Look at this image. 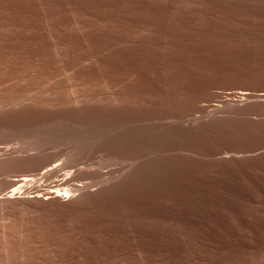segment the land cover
I'll list each match as a JSON object with an SVG mask.
<instances>
[{"label":"rangeland","instance_id":"rangeland-1","mask_svg":"<svg viewBox=\"0 0 264 264\" xmlns=\"http://www.w3.org/2000/svg\"><path fill=\"white\" fill-rule=\"evenodd\" d=\"M122 8H129L134 20L146 22L148 29L142 33L151 37L152 45H143L144 52L140 45L136 49L124 44H132L133 35L119 29ZM49 44L63 57L62 70L45 69L33 72L34 78L14 79L23 70L0 68V89L31 90L65 82L74 93L69 94L80 99L56 105L19 103L0 95V190L5 179L35 174L55 161L58 172L38 180L39 189L52 186L63 174L71 181L68 188L80 185L96 192L138 161L139 150L146 155L149 149L146 157L155 158L156 153L161 159L140 168L136 177L141 182L127 194L131 199L133 192L144 191L147 180L158 195L123 199L126 187L119 183L125 190L114 185L103 204L88 200L72 215L0 204L10 207L0 211V264H153L155 251L171 245L195 252L194 264H264V251L247 248H264V171L243 170L235 158L263 152L264 130L249 134L226 124L264 120V0H0V67L22 56L32 63L47 53ZM196 82L200 85L194 86ZM178 84L188 87V100H159L158 89L175 93ZM148 88L151 99L131 97ZM97 92L112 96V102L107 104ZM244 93L252 96L247 102L239 99ZM260 94L261 99L255 98ZM41 108L49 113H33ZM210 117L218 120L211 123ZM155 120L173 121L170 125L176 130L156 136L144 127ZM196 120L206 125L187 130ZM117 125L126 138L131 131L134 135L109 137ZM128 125L138 127L139 133L131 128L125 134ZM211 125L218 127L206 128ZM117 140H123L121 145ZM32 154L36 166L6 161Z\"/></svg>","mask_w":264,"mask_h":264},{"label":"bare ground","instance_id":"bare-ground-1","mask_svg":"<svg viewBox=\"0 0 264 264\" xmlns=\"http://www.w3.org/2000/svg\"><path fill=\"white\" fill-rule=\"evenodd\" d=\"M203 3V2H202ZM249 3V2H248ZM137 7H140V6H137ZM131 9H134V8H132V7H130ZM141 8V7H140ZM140 8H138V9H140ZM128 9L129 8H122L121 10H120V15H121V18L122 19H124V21H118L119 23H120V25H119V29L123 32V33H125V34H132L133 35V39H132V44H129V43H124L125 45H127V47H133V46H136V49H138L137 47L140 45V47H139V50H143V49H140L141 48V46L144 48V47H147V46H143V45H148V46H150V45H152V43L149 45V42L150 41H148V40H150V36H145L142 32H144V31H147V25H145V23L146 22H144L143 20V22H141L140 20V22L138 21V19H136V20H134L133 19V14H132V16L129 14V11H128ZM137 9V8H136ZM136 9H134V10H136ZM143 9H145V8H143ZM130 10V9H129ZM147 10V9H146ZM150 10V9H149ZM131 11V10H130ZM133 11V10H132ZM137 11H139V10H136V12ZM140 11H141V9H140ZM139 11V12H140ZM153 11V10H152ZM255 11V10H254ZM138 12V13H139ZM143 12H144V10H143ZM148 12V11H147ZM155 12V11H154ZM157 12V11H156ZM146 13V12H145ZM136 14V13H135ZM147 15H149V17H151L150 15L152 14H148V13H146ZM145 15V14H144ZM143 14H142V16H144ZM140 16V15H139ZM146 16V15H145ZM144 16V17H145ZM167 14H164V18H167ZM55 17V16H54ZM143 17V18H144ZM120 18V19H121ZM134 18H135V16H134ZM142 18V19H143ZM145 18H147V17H145ZM125 19H126V21H125ZM150 19V18H149ZM145 20V19H144ZM147 21H149V20H147ZM150 22V21H149ZM147 28V29H146ZM135 33L136 34H140L141 35V33H142V35H144L145 36V38L144 37H142V35L141 36H137V37H134L135 36ZM121 38V37H120ZM130 38V37H129ZM148 38V39H147ZM152 39H153V37H152ZM111 41V40H110ZM152 41V40H151ZM153 42H154V40H153ZM160 43V42H159ZM122 45V46H124V48H125V45ZM155 44H157L156 42H155ZM162 44H163V42H162ZM162 44L160 45H158V46H162ZM138 45V46H137ZM153 45H154V43H153ZM164 45H165V42H164ZM151 47V46H150ZM150 47H148V48H150ZM165 47V46H164ZM55 46H54V44H49L48 45V47H47V53L46 54H44V56H41V58L39 57V58H37L36 60H34L32 63L29 61V59L28 58H26V56L25 57H16V58H12L13 60H11V61H7L6 63H4V65H2V66H4V67H0V68H19V69H21V70H23V72H21L18 76H16L14 79H22V78H26V79H30V78H34V75L32 74L33 72H35V71H40V70H45V69H54V70H62V66H61V63L62 62H64L63 60V57H61L60 55H58L57 53H55L56 52V50H55ZM124 48H123V50H124ZM135 48V47H134ZM147 48V49H148ZM152 48H154V46H152ZM151 48V49H152ZM161 48V47H160ZM57 49V48H56ZM128 49V48H127ZM151 49H148V50H151ZM55 50V51H54ZM131 50H132V48H131ZM139 50H138V52H139ZM146 49L144 48V50H143V52L145 51ZM169 50V49H168ZM125 51H127L126 49H125ZM134 51H136L135 49H134ZM128 52H133V51H130V48H129V50H128ZM148 52V51H147ZM150 52H152V50L150 51ZM144 55V54H143ZM16 56H18V55H16ZM15 57V56H14ZM123 57V56H122ZM112 58H113V56L111 57V61H112ZM115 59V58H114ZM113 59V60H114ZM127 59V58H126ZM130 59V58H129ZM7 60V59H6ZM183 61V60H182ZM71 62V61H70ZM8 63V64H7ZM84 63V62H83ZM109 63V62H108ZM111 64V63H110ZM121 64V63H120ZM64 65V64H63ZM83 65V64H82ZM110 66V65H109ZM109 66H108V70H110V68H109ZM177 66V65H176ZM81 67V66H80ZM106 67H107V65H106ZM111 67V66H110ZM125 67V66H124ZM132 67V66H131ZM130 67V68H131ZM174 67V66H173ZM79 68V67H78ZM120 69V68H119ZM141 69V68H140ZM177 69V68H176ZM53 70V71H54ZM107 69H105V71H106ZM112 70V69H111ZM117 70V69H116ZM131 70V69H130ZM150 70V69H149ZM154 71V70H153ZM12 72V71H11ZM16 72V71H15ZM42 72V71H41ZM40 72V73H41ZM109 72V71H108ZM122 72V71H121ZM43 73V72H42ZM60 73V72H59ZM58 73V74H59ZM107 73V72H106ZM168 73V72H167ZM39 74V73H38ZM50 74V73H49ZM109 74H111V73H109ZM112 74H113V70H112ZM111 74V75H112ZM125 74H127V73H125ZM128 74H129V72H128ZM137 74V73H136ZM106 75H108V74H106ZM157 75V74H156ZM9 76V75H8ZM39 76H41V74L39 75ZM46 76V75H45ZM52 76H53V74H52ZM61 76V75H60ZM183 76V75H182ZM194 76H195V74H194ZM193 75H192V77H194ZM197 76V75H196ZM199 76V75H198ZM65 77V76H64ZM124 77V76H123ZM161 77V76H160ZM192 77H191V80H192ZM199 77H201V76H199ZM44 78V77H43ZM53 78V77H52ZM114 78V77H113ZM129 78V77H128ZM128 78L126 79V76H125V79L126 80H128ZM143 78V77H142ZM146 78V77H145ZM185 78V77H184ZM187 78V77H186ZM202 78V77H201ZM122 79V78H121ZM124 79V78H123ZM161 79V78H160ZM190 79V78H189ZM188 79V80H189ZM197 79V81H198V79H200V78H196ZM71 80V79H70ZM126 80H125V85H126ZM190 80V81H191ZM200 80H203V79H200ZM65 81V80H64ZM130 81H132V79H130L128 82H130ZM154 81V80H153ZM184 81V80H183ZM192 81H196L195 79H193ZM191 81V82H192ZM37 82V81H36ZM42 82V81H41ZM149 82V81H148ZM199 82V81H198ZM198 82H196L195 83V85L194 86H198V85H200V84H198ZM48 83V82H47ZM73 83V82H72ZM71 83V84H72ZM188 82H186V84H187ZM202 83V82H201ZM160 84V83H159ZM176 84V83H175ZM196 84H198V85H196ZM75 85H76V83H75ZM129 85V84H128ZM190 86V84L188 83L187 84V86ZM192 85V84H191ZM43 86V85H42ZM158 86V85H157ZM185 87V84L183 85V84H178L177 86H176V92L175 93H172L171 92V90L170 91H168V90H165V89H163V88H160V89H158L159 90V93H160V99L159 100H166V101H169L170 102V100H188L189 99V97L185 94V92H187V90H185L186 88L188 89V87ZM193 86V85H192ZM193 86V87H194ZM76 87V86H75ZM146 87H147V85H146ZM68 88H69V85H68V83L67 84H65V82L64 83H60V84H58V83H52V84H48L47 86H45V87H36L35 86V88H31V90H29L30 88H27V89H23V88H20V87H14V86H6V87H3L2 89H0V95H2V96H4V98H6V99H8V100H10V101H15V102H23V101H33L34 103L35 102H46V101H52L53 103H55L56 105H59V104H68L67 103V100L68 101H70V100H77V99H80L79 97V95H77L78 97H74L73 95H74V93H72V92H70L69 90H68ZM78 88V87H77ZM159 88V87H158ZM192 88V87H191ZM116 89V88H115ZM190 89V88H189ZM192 89H194V88H192ZM192 89H190V90H192ZM75 90V89H74ZM145 90V89H144ZM148 91L147 92H145V91H143V93H144V95H143V93H138L139 95H136V94H133V96H131L132 98L134 97L135 99H143V98H147V99H151V98H149L148 97V95H147V93L149 92V90H151V89H147ZM152 90H154V89H152ZM172 91H173V89H172ZM111 92H112V90H111ZM124 92V91H123ZM127 92V91H126ZM190 92V91H189ZM188 92V93H189ZM69 93H71V94H73V95H70ZM135 93V92H134ZM191 93V92H190ZM120 94V93H119ZM147 96H146V95ZM152 94V93H151ZM157 94V93H156ZM97 97L98 96H101L103 99H105V102L107 103V104H109L110 102H112V96H110V95H108V94H105V93H103V92H101V93H99V92H97ZM131 95V94H130ZM155 95V94H154ZM153 95V96H154ZM159 95V94H158ZM190 95V94H189ZM263 94H260L259 96H255V98H257V99H261V96H262ZM191 96V95H190ZM92 97H94V96H92ZM150 97H151V95H150ZM236 97V96H235ZM250 97H252L251 95H248V94H240L239 95V99H243V98H245L244 100L246 101V100H248V99H250ZM82 98H84V97H82ZM156 98H157V96H156ZM86 99H88V98H86ZM89 99H91V98H89ZM120 99V98H119ZM263 99H264V97H263ZM262 99V100H263ZM235 100V99H234ZM261 100V101H262ZM10 101H8V102H10ZM239 101V100H238ZM73 102V101H72ZM143 102V101H142ZM184 102V101H183ZM191 103V105L194 107V105L195 104H193L192 103V101H190ZM240 102V101H239ZM247 102V101H246ZM49 103H51V102H49ZM168 103V102H167ZM176 103V102H175ZM186 103V102H185ZM244 104V102H240L239 104ZM72 104V103H71ZM74 104V103H73ZM154 104V103H153ZM238 104V103H237ZM12 105V104H11ZM53 105V104H52ZM173 105V104H172ZM9 106V105H8ZM158 106V105H157ZM29 107H31V106H29ZM66 107V106H65ZM83 107V106H82ZM175 107V106H174ZM224 107V106H223ZM223 107H221V108H223ZM231 107V106H230ZM252 107V106H251ZM232 108V107H231ZM231 108H228V109H231ZM242 108V107H241ZM27 109V108H26ZM79 109V108H78ZM225 109H227V108H225ZM28 110V109H27ZM77 110V109H76ZM212 110V109H211ZM215 110V109H214ZM219 110V109H218ZM240 110V109H239ZM239 110H237V111H239ZM246 110V109H245ZM247 110H248V108H247ZM250 110V109H249ZM1 111V110H0ZM14 111V110H13ZM109 111V110H108ZM244 111V110H243ZM49 113V110L48 111H46V110H42V108L41 109H36L33 113ZM220 113L222 112V111H219ZM218 112V113H219ZM241 112H242V110H241ZM254 112V111H253ZM252 112V113H253ZM216 113V112H215ZM65 114V113H64ZM54 115V114H53ZM71 115V114H70ZM209 115V114H208ZM215 115V114H214ZM67 116V115H66ZM212 116V115H211ZM41 117V116H40ZM46 117V116H45ZM162 118V117H161ZM205 118H208V117H205ZM32 119V118H31ZM125 119V118H124ZM157 119V118H156ZM226 119V118H225ZM120 120V119H119ZM118 120V121H119ZM215 120V122H216V120H218V119H216V118H214V117H210V119H209V121H211V123L213 122ZM252 120V119H251ZM238 120V121H233V122H231L230 124H228V123H226L227 124V127H241L242 129H245L246 130V132L247 133H251V132H256V131H262V130H264V120ZM1 121V120H0ZM125 121V120H124ZM124 121L122 122V120H121V122L122 123H124ZM131 121V120H130ZM132 121H134V120H132ZM131 121V122H132ZM156 121V120H155ZM168 121V120H167ZM221 121H222V119H221ZM224 121V120H223ZM57 122V121H56ZM127 122H128V120H127ZM130 122V124H132ZM154 122V121H153ZM157 123H154V124H152V122H151V124L149 125H146V126H144L148 131H150V132H152V133H154V134H156V136H159V133L161 132V135H163L162 134V132H164V133H166L167 131H171L173 128H175L173 125L174 124H172V125H170V124H167L168 122H165V123H162L161 121L160 122H158V121H156ZM226 122V121H225ZM117 123H119V122H117ZM122 123H120V124H122ZM129 123V122H128ZM189 123V122H188ZM208 123V122H207ZM217 123H218V121H217ZM65 124V123H64ZM126 125H127V123H125ZM135 124V123H134ZM175 124H176V122H175ZM190 124V125H189ZM188 125V129L187 130H189V128H194V127H196V126H198L199 125V127L200 126H202V125H206L205 124V121L203 122V120L201 121H194V122H190ZM210 124V123H209ZM215 124V123H214ZM1 125V124H0ZM119 125V124H118ZM117 125V127H115L114 128V130L110 133V135H109V137H111V136H115V134H116V136L119 134L121 137H122V135L123 134H120L121 133V131H120V129H121V127H119ZM136 125V124H135ZM176 125H178V123L176 124ZM179 125H181V124H179ZM186 125V124H185ZM208 125V124H207ZM67 126V125H66ZM69 126V125H68ZM123 126H124V124H123ZM122 126V127H123ZM137 126H138V123H137ZM142 126V127H143ZM187 126V125H186ZM212 126V125H211ZM215 126V125H214ZM212 126V127H206V128H217L218 126ZM226 126V125H225ZM51 127H52V125H51ZM127 128H126V131H125V134H126V132H127V129H128V131H131L132 129L131 128H135L136 130H134V131H136L137 133H139L138 131H137V129H138V127L136 128V126L134 127L133 125H128V126H126ZM144 127H143V129H144ZM155 127V128H154ZM177 127V126H176ZM179 127V126H178ZM181 127V126H180ZM179 127V128H180ZM223 127V126H222ZM46 127H44V129H45ZM109 128V127H108ZM124 128V127H123ZM139 128H140V130H141V126H139ZM201 128V127H200ZM220 128V127H219ZM53 129V128H52ZM73 129V128H72ZM77 129V128H76ZM112 129V128H111ZM183 129V128H182ZM198 129V128H197ZM210 129V130H211ZM221 129V128H220ZM4 130V129H3ZM9 130H11V129H9ZM32 130V129H31ZM110 130V129H109ZM153 130V131H152ZM175 130H176V128H175ZM184 130V129H183ZM210 130H208V131H210ZM119 131H120V133H119ZM122 131H123V129H122ZM145 131V130H144ZM144 131H141V132H144ZM173 131V130H172ZM36 132V131H35ZM43 132V131H42ZM140 132V133H141ZM149 132V133H150ZM156 132V133H155ZM177 132V131H176ZM206 132V131H205ZM211 132V131H210ZM123 133V132H122ZM128 133V132H127ZM148 133V132H147ZM158 133V134H157ZM204 133V132H203ZM55 134V133H54ZM130 134H133L132 133V131H131V133L129 132V134H127V138H128V135H130ZM145 134V133H144ZM39 135V134H38ZM134 135V134H133ZM149 135V134H148ZM148 135H146V136H148ZM120 136H117V139L119 140V139H121V138H119ZM125 138H126V135H123ZM248 136V135H247ZM113 137L111 138V139H113ZM124 137H122V138H124ZM130 137V136H129ZM132 137V136H131ZM138 137V136H137ZM149 137V136H148ZM115 138V137H114ZM126 138V139H127ZM145 138V137H144ZM151 138H152V136H151ZM141 139V138H140ZM148 139V138H147ZM118 140H117V142H118ZM132 140V139H131ZM143 140H145V139H143ZM151 140V139H150ZM113 141H116L115 139L113 140ZM121 141H123V140H121ZM121 141H120V143H121ZM148 141V140H147ZM147 141L145 140V142L147 143ZM124 142H125V140H124ZM123 142V143H124ZM1 143V142H0ZM119 143V142H118ZM118 143H116V144H118ZM119 143V144H120ZM142 143V142H141ZM144 143V142H143ZM145 143V144H146ZM151 143V142H150ZM139 144V143H138ZM121 145V144H120ZM119 145V146H120ZM124 145V144H123ZM127 145V144H126ZM9 146V145H8ZM141 146V145H140ZM2 147V146H1ZM11 147H13V146H11ZM18 147V146H17ZM126 147V146H125ZM133 147V146H132ZM146 147V146H145ZM145 147H143V148H145ZM148 147V146H147ZM136 149V148H135ZM141 149V148H140ZM147 149V148H146ZM152 149V148H151ZM155 149H156V147H155ZM159 149V148H158ZM162 149V148H161ZM5 150V149H4ZM41 150V149H40ZM19 151V150H18ZM21 151V150H20ZM125 151V150H124ZM139 151H143V150H139ZM138 151V153L140 154V155H138L137 154V156L139 157L140 156V158H139V160L138 161H136L135 163H132L131 164V162H130V165H129V167H128V170L126 171V172H122L120 175H119V178L117 179V180H115V179H113V178H111L112 179V181H110V180H106L105 182L107 183H105V185L103 186V187H99L100 189L98 190V191H96V192H87L88 190H87V188L86 189H84L83 190V187L82 186H80V185H75L76 187H75V189L73 190V189H70V188H68L67 187V185H70V184H68V183H70L71 181L70 180H68V177H65L63 174L59 177V179L58 180H55L54 181V184L52 185V186H49V187H47L46 189H44V190H41V189H39L40 188V186H38V185H36V182L38 181V180H41L42 178H43V180H44V178L46 177V176H48V175H51V174H55L56 172L55 171H57L58 170V168H60V166L58 167V165H57V163L55 162V161H53V162H50V163H48V164H45L44 166H41L40 168H38V172L37 173H35V174H25V175H22V176H20V177H18V178H12V179H9V177H8V179L9 180H7V179H5V183H4V188L2 189V190H0V204H1V206H3L2 204H5V206L6 205H10V206H14V207H22V206H24L25 208H23V209H26V208H30V209H34V210H40V211H46V210H51V211H58V212H66V213H72V214H74V213H76V212H78V209H81V207L83 206V205H85L86 203H87V201L88 200H90V201H94V203H96V204H103L104 202H105V198L104 197H106L105 196V194H109L110 192L112 193L113 191H112V189H117V188H120L121 186H119L121 183H122V187H126V192L125 191H123V195H126V198H123V199H129V197L130 196H128V194L130 193L129 192V190H131V186L132 185H136L137 184V181H138V183L139 182H141L140 180H137V172L140 170V168H144V165H146V164H148L149 162H153V160H157V158H159V159H161L160 158V156L158 157V155H157V157H156V153H155V158L153 157V156H151L152 154H150V156L148 155V157H146V155L148 154V151H149V149H148V151L147 150H145V152H147V154L146 155H143L144 153H140ZM154 151V150H153ZM14 152V151H13ZM12 152V153H13ZM15 152H16V150H15ZM43 152H45V151H43ZM158 152H160V150L158 151ZM162 152V151H161ZM259 152V151H258ZM8 152L6 151V153L5 154H7ZM12 153H10V155L12 154ZM21 153V152H20ZM25 153V152H24ZM38 153V152H37ZM132 152H130V154H131ZM152 153V152H151ZM9 154V153H8ZM36 154V153H35ZM38 154H40V153H38ZM37 154V156L39 157L40 155H38ZM44 154V153H43ZM54 154V153H53ZM126 154V153H125ZM128 154V156L130 155L129 153H127ZM256 154V153H255ZM14 155V154H13ZM19 155V154H18ZM28 155V154H27ZM30 155V154H29ZM33 155V154H32ZM27 156V157H24L23 156V158H19V159H16V160H14V159H12V157H14V156H9L8 157V155H7V157L9 158H5L6 159V161H8V163H10V164H12L11 162L12 161H17V163L19 162L20 164H22V165H27L28 166V164H35L36 163V161H37V157L36 156ZM42 155V154H41ZM120 155V154H119ZM122 155H123V153H122ZM135 155L136 154H134L133 156L135 157ZM182 155V154H181ZM15 156H17L16 154H15ZM20 156H21V154H20ZM19 156V157H20ZM50 156V155H49ZM123 156H126L127 157V155H123ZM137 156L135 157V158H137ZM176 156V155H175ZM190 156V155H189ZM235 156V155H234ZM237 156V155H236ZM235 156V158L237 159H239V157L240 156H238V157H236ZM252 157H250L249 155H248V157L249 158H245V159H241L240 158V160H238L237 159V161L238 162H241V165H242V167H241V169H243V170H246V171H250V170H254V171H264V150H263V152H261V153H259V154H257V155H254L253 156V154L251 155ZM1 157V156H0ZM22 157V156H21ZM125 157V158H126ZM132 157V155L131 156H129V157H127V159H129V158H131ZM133 157V158H134ZM161 157H163L162 155H161ZM174 157V156H173ZM194 157V156H193ZM220 157V156H219ZM218 157V158H219ZM222 157H223V155H222ZM231 157V156H230ZM242 157V156H241ZM244 157H247V156H244ZM4 158V157H3ZM11 158V159H10ZM17 158H18V156H17ZM132 158V160H137V159H133ZM154 158V159H153ZM217 158V159H218ZM221 158V157H220ZM2 158H0V160H1ZM48 159V158H47ZM124 159V158H123ZM152 159V160H151ZM158 159V160H159ZM164 159V158H163ZM196 159V158H195ZM215 159V158H214ZM224 159H226V157L224 158ZM52 160H53V158H52ZM157 160V161H158ZM213 160V159H212ZM220 160H223V159H220ZM230 161H231V159H229ZM4 161V160H3ZM3 161H0V167H1V164L2 163H4ZM42 161H44V160H42ZM131 161V160H130ZM236 161V162H237ZM147 162V163H146ZM187 162V161H186ZM220 162V161H219ZM234 161H232L231 163H233ZM236 162H234L235 164H237ZM8 163H5L6 165H8ZM44 163V162H43ZM46 163V162H45ZM221 163H225L224 161H222ZM16 164V163H15ZM59 164V163H58ZM67 164V163H66ZM183 164V163H182ZM226 164V163H225ZM3 165V164H2ZM17 165V164H16ZM43 165V164H42ZM80 165V164H79ZM117 165V164H116ZM115 165V166H116ZM237 165H240V164H237ZM35 166H36V164H35ZM34 166V167H35ZM68 166V165H67ZM66 166V167H67ZM126 166H128V165H126ZM3 167H4V165H3ZM2 167V169H4ZM12 167H14V166H12ZM20 167V166H19ZM33 167V166H32ZM65 167V166H64ZM65 167V168H66ZM238 167V166H237ZM11 168V167H10ZM21 168V167H20ZM23 168V167H22ZM24 168H25V166H24ZM37 168V167H36ZM68 168V167H67ZM79 168V167H78ZM81 168V167H80ZM7 169V168H6ZM19 169V168H18ZM70 169V168H69ZM89 169V168H88ZM87 169V170H88ZM116 169V168H115ZM151 169H153V168H151ZM1 170V169H0ZM32 170V169H31ZM66 170V169H65ZM76 170H77V168H76ZM143 170V169H142ZM142 170H140V171H142ZM2 171V170H1ZM21 171V170H20ZM25 171H27V170H25ZM67 171V170H66ZM81 171V170H80ZM82 171H83V169H82ZM58 172V171H57ZM72 172V171H71ZM88 172V171H87ZM22 173V172H21ZM25 173V172H24ZM31 173V172H30ZM90 173V172H89ZM104 173V172H103ZM244 173V172H243ZM96 174V173H95ZM249 174V173H248ZM253 174V173H252ZM260 174V173H259ZM66 175V174H65ZM77 175H78V173H77ZM88 175V174H87ZM116 175V174H115ZM255 175V174H254ZM137 176V177H136ZM14 177V176H13ZM16 177V176H15ZM50 177V176H49ZM250 177V176H249ZM254 177V176H253ZM1 178V177H0ZM47 178V177H46ZM51 178V177H50ZM93 178V177H92ZM106 178V177H105ZM115 178V177H114ZM138 179H139V177H138ZM141 179V178H140ZM4 180V179H3ZM7 180V181H6ZM54 180V179H53ZM115 180V181H114ZM146 180V179H145ZM152 180V179H151ZM2 181V180H1ZM0 181V182H1ZM42 181V180H41ZM74 181V180H73ZM79 181V180H78ZM102 181V180H101ZM110 181V182H109ZM210 181V180H209ZM135 182H136V184H135ZM150 181H148V183H147V180H146V183H147V185H150V183H149ZM2 183V182H1ZM85 183V182H84ZM120 183V184H119ZM142 183H145V181L144 182H142ZM146 183H145V186H144V184H141V185H143L142 187L144 188V191H135V192H133L132 193V196H131V199L133 198V196H135V199H137V198H142V197H144V196H146L147 198H153V197H151V196H157L156 195V191H154V189H152L155 185L152 183L150 186H151V189H150V187L148 186H146ZM49 184V183H48ZM83 184V183H82ZM86 184V183H85ZM98 184V183H97ZM116 184H118V185H116ZM156 184V183H155ZM39 185H40V183H39ZM89 185V184H88ZM87 185V186H88ZM91 185V184H90ZM102 185V184H101ZM115 185V188H112L113 186ZM153 185V186H152ZM95 186V185H94ZM117 186V187H116ZM119 186V187H118ZM122 187H121V189L120 190H123L122 189ZM89 188V187H88ZM96 188V187H95ZM145 188H149L148 190L147 189H145ZM97 189V188H96ZM87 190V191H86ZM153 190V191H152ZM110 191V192H109ZM77 192V194H75ZM121 192V191H120ZM129 192V193H128ZM110 193V194H111ZM126 193V194H125ZM128 193V194H127ZM108 194H107V196H108ZM109 194V195H110ZM121 194H122V192H121ZM131 194V193H130ZM129 194V195H130ZM159 195H161V194H159ZM122 196V195H121ZM127 196H128V198H127ZM123 197H125V196H123ZM206 197V196H205ZM222 197H223V195H222ZM122 199V200H123ZM131 199H129V200H131ZM144 199V198H143ZM128 200V201H129ZM1 206H0V211L1 210H8L9 208H5V207H3V208H1ZM22 208H19V209H22ZM16 210H18V209H16ZM11 211V210H10ZM9 212V211H8ZM12 213V212H11ZM21 213H23V212H21ZM65 213V214H66ZM39 214V213H38ZM71 214V215H72ZM215 228V227H214ZM68 229V228H67ZM68 231V230H67ZM200 231V230H199ZM131 233V232H130ZM196 233V232H195ZM175 234V233H174ZM196 238V237H195ZM177 241V240H176ZM225 243V242H224ZM264 243V242H263ZM191 248V247H190ZM247 248L248 249H251V250H253V249H256V250H260V251H264V248H263V246L261 245V244H259V245H256L255 247H251V246H247ZM198 249V248H197ZM213 250V249H212ZM242 251V250H241ZM227 252V251H226ZM225 252V253H226ZM194 253L195 252H193L191 249H189L188 247H185V246H181V245H171V246H169V247H167L166 249H158V250H156L155 251V255H154V257H153V260H152V262H153V264H194L195 263V261H196V258H195V255H194ZM253 253V252H252ZM206 258V257H205ZM218 258V257H217ZM252 258V257H251ZM140 259H141V257H140ZM213 260V259H212ZM209 261V260H208ZM199 262V261H198ZM212 262V261H211ZM219 262V261H218ZM220 262H221V260H220ZM235 262V261H234ZM237 262V261H236ZM228 264V263H227ZM241 264V263H240Z\"/></svg>","mask_w":264,"mask_h":264}]
</instances>
